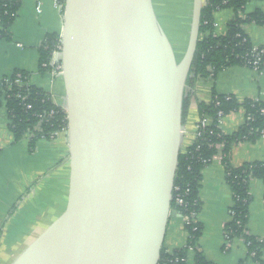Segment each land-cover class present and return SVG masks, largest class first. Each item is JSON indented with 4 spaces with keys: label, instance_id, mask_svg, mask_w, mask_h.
<instances>
[{
    "label": "water",
    "instance_id": "obj_1",
    "mask_svg": "<svg viewBox=\"0 0 264 264\" xmlns=\"http://www.w3.org/2000/svg\"><path fill=\"white\" fill-rule=\"evenodd\" d=\"M204 3L178 56L153 0H64L68 202L10 264H159Z\"/></svg>",
    "mask_w": 264,
    "mask_h": 264
},
{
    "label": "crops",
    "instance_id": "obj_2",
    "mask_svg": "<svg viewBox=\"0 0 264 264\" xmlns=\"http://www.w3.org/2000/svg\"><path fill=\"white\" fill-rule=\"evenodd\" d=\"M38 3L40 11L36 10ZM62 11L61 8L54 6L53 0H22L10 28L11 40H0V77L9 76L16 69L25 70L29 72L28 83L51 94L57 104L64 106L65 83L61 73L38 71V48L47 33L61 34ZM253 11L264 13V0H248L239 13L244 16ZM233 15L234 10L231 8H221L213 13V31L216 36L226 34L228 22ZM243 31L253 46L264 47V25L247 23L243 25ZM59 59L60 55L57 54L52 57L54 62ZM212 88L217 94L234 96L240 103L245 99H259L264 102V67L260 70L242 65L226 67L214 79L197 80L194 97L208 102ZM198 118L195 103L192 100L184 124L186 129L184 139L187 142L193 138L194 125ZM245 119V110L240 107L223 116L219 128L224 134L230 135L244 123ZM8 122L2 99L0 100V250L7 237V222L11 206L25 197L22 203L27 204V210L36 211L35 217L42 212L43 208L53 206L51 209L58 210L54 219L63 212L68 202L71 176V159L66 133H60L54 139L37 140L34 150L30 152L27 137L14 142ZM252 161L264 162V136L254 142L241 141L232 147L230 155L232 166L237 167ZM50 178L52 180L48 183ZM43 182L46 187H43ZM49 185L56 192L51 201L48 200V192L45 191ZM249 192L251 200L245 226L246 232L262 237L264 236V183L262 180L252 179ZM198 198L200 211L196 220L202 224L198 249L205 258L214 264H238L241 261L245 264H257L247 256V248L241 238H234L226 245L224 227L231 219L230 208L233 205V199L230 187L225 181L224 165L219 155L214 156L202 170ZM18 208H21V205ZM50 222L45 223L42 229L38 225V230L30 234V239L16 244L13 255L4 256L0 264H10ZM187 236L181 216L171 217L167 224L163 246L168 252L181 248L185 245ZM193 255L194 250H190L188 252L190 264L193 262ZM262 258L264 259V251Z\"/></svg>",
    "mask_w": 264,
    "mask_h": 264
},
{
    "label": "trees",
    "instance_id": "obj_3",
    "mask_svg": "<svg viewBox=\"0 0 264 264\" xmlns=\"http://www.w3.org/2000/svg\"><path fill=\"white\" fill-rule=\"evenodd\" d=\"M248 0H205L201 10V24L197 49L192 64V75L187 80L188 89L183 100V122L187 118L192 98L195 96V83L199 78L214 79L224 68L231 65H242L252 68L256 53L253 45L243 31V25L255 23L264 25V13L253 11L240 15ZM22 0H0V40L10 41L11 25L17 15ZM221 8L234 10L233 18L228 22L227 32L216 36L213 31V13ZM60 44L57 33H47L38 48V71L40 73L57 72V61L52 57L56 45ZM264 49V47H263ZM261 66L264 65V52L260 55ZM261 68V67H260ZM29 72L14 70L9 76L0 77V100L8 117V126L13 134L14 142L27 137L28 150L32 152L37 140L49 137L56 132L65 130L68 120L66 109L55 103L54 97L28 83ZM244 108L246 119L232 134H224L219 128L220 120L226 114ZM195 108L200 118L209 120L207 126L201 129L199 137L190 144L182 146L179 154L175 176V186L184 205L176 208L184 221L188 236L185 245L176 248L171 253L163 246L159 264H190L188 252L194 250L191 264H214L207 260L198 249V239L202 233V224L196 220L200 211L198 189L202 170L219 155L224 165L225 181L232 192L233 205L230 208L231 219L224 227L226 245L234 238H241L247 248V256L257 264H264L262 253L264 243L261 237L246 232L248 207L251 200L249 184L252 179H260L264 183V162H245L234 167L230 163L232 147L241 142H254L264 134V102L259 99H245L238 102L234 96L217 94L213 88L208 102L196 100ZM1 234V230H0ZM264 237V236H262ZM184 260L181 261L180 259ZM238 264H245L244 261Z\"/></svg>",
    "mask_w": 264,
    "mask_h": 264
},
{
    "label": "rangeland",
    "instance_id": "obj_4",
    "mask_svg": "<svg viewBox=\"0 0 264 264\" xmlns=\"http://www.w3.org/2000/svg\"><path fill=\"white\" fill-rule=\"evenodd\" d=\"M153 4L158 19L165 32L167 33L171 43L173 44L177 55L179 56L185 44L186 30L190 15L191 0H153ZM51 180L52 178L48 179V183H50ZM44 183L45 182H43L42 185L43 187H46V184ZM45 191L48 192L47 197L49 201H51L53 199V196L56 195V192L53 190V187L51 185H49L48 189H46ZM24 198L25 197L21 198L10 208L9 219L7 222V237L5 239L6 241H4V244H2V249L0 250V262L4 260V256L6 257L13 255V248L16 244L28 241L31 237L30 234L34 230H38V225H40L39 227H41L42 229L45 226V223L50 222L53 219L54 215L58 213V210L51 209L53 208V206H51L49 208H43L42 212L36 214L35 217L36 211L27 210V204L22 203ZM20 205L21 208H18L20 207ZM37 236H35L25 246V248Z\"/></svg>",
    "mask_w": 264,
    "mask_h": 264
},
{
    "label": "built area",
    "instance_id": "obj_5",
    "mask_svg": "<svg viewBox=\"0 0 264 264\" xmlns=\"http://www.w3.org/2000/svg\"><path fill=\"white\" fill-rule=\"evenodd\" d=\"M53 3H54V6L58 7L59 9L61 8L63 10V8H64V0H53ZM36 10L40 11V4L39 3L36 6ZM61 48H62L61 43L60 44L58 43L56 45V50H55L54 54L60 55ZM252 51L253 52L255 51V53H256L255 54L256 55L255 60L251 62L252 66H253L252 68L260 70V69H262L264 67V65L261 66V61H260V56L259 55L264 52V49H263V47H260V46H253L252 47ZM57 62H58V65L56 66V71H57V73L58 72L60 73L61 70H62V64H61L60 59L57 60ZM199 80H204V78H199L198 81ZM194 98H192V100L196 104V100H198V99L196 97H194ZM201 101H203V100H201ZM55 103H56V101H55ZM261 113L264 114V109L261 110ZM208 123H209V120L206 117H202V118L199 117L197 119V121L195 122V125H194L193 134H192L193 138H192V140L190 142H187L186 139H184V134H186V129H185V126H184L182 146H186V145L190 144L194 139L199 137L200 134H201V129H203L205 126H207ZM67 130H68V123H67V126H66L65 130H62L60 132H56L55 134L51 135L49 137V139H54L60 133H66V135H67ZM262 136H264V134ZM41 139H47V138L42 137ZM178 190H179V188L174 185L173 192L174 191L178 192ZM173 199H174V202H175L176 205H184L185 204L183 202L182 198L178 194H176L173 197ZM261 241L264 243V237H261ZM169 253H171V252H169ZM180 260L183 261L184 259L181 258Z\"/></svg>",
    "mask_w": 264,
    "mask_h": 264
}]
</instances>
